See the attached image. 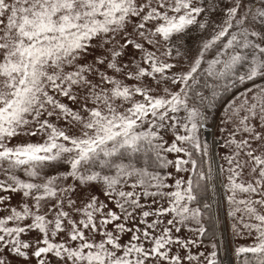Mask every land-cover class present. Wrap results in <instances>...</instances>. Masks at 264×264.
<instances>
[{
	"label": "snow or ice",
	"instance_id": "6c2138e0",
	"mask_svg": "<svg viewBox=\"0 0 264 264\" xmlns=\"http://www.w3.org/2000/svg\"><path fill=\"white\" fill-rule=\"evenodd\" d=\"M214 197L264 264V0H0V264H225Z\"/></svg>",
	"mask_w": 264,
	"mask_h": 264
},
{
	"label": "rangeland",
	"instance_id": "374dc122",
	"mask_svg": "<svg viewBox=\"0 0 264 264\" xmlns=\"http://www.w3.org/2000/svg\"><path fill=\"white\" fill-rule=\"evenodd\" d=\"M191 44V46L193 48L196 47V43L195 41H190L189 42ZM210 58V57H209ZM206 67V65H205ZM220 124V120H219V123L218 125ZM205 126H209L210 129H212V133H213V142H214V145L210 144V143H207L206 139H205V136H204V128ZM215 128L214 127H211V125L209 124H204V126L202 128H200L199 130V134H200V140L202 143H207L208 146H209V149H210V154H215V157L216 159L218 160V163H224V161L222 160V157H224L228 150L226 148H223L221 147V145H223L224 143V137L223 135L220 133L219 129L217 128V136L221 139V141H219L217 138H216V133H215ZM169 158H172L171 156ZM225 167H227V165L225 164ZM206 169H207V165H206ZM169 172H175L174 169L170 168L168 169ZM189 176H191V172H187V173H179V174H176V178H185L187 179ZM174 181L172 180H169V183H173ZM217 199V197H214ZM223 205V216H224V209L225 211L227 210V206H226V202L222 204ZM231 221V225H229V234L226 230V225H225V222H224V218H220V222H221V229H222V235H223V238H222V242H223V248H222V255H220V258L223 259L225 261V255H224V249L225 247L228 249L229 251V255L232 257V263L234 264V260H235V256L232 255V252L233 250L236 248V247H239V246H247L248 244L251 243V240L248 239V238H245V236H236V237H233V234H232V223L233 221L230 219ZM224 235H225V239H224ZM228 237H229V240H230V243L228 241ZM194 238V237H193ZM224 240H226V246H225V243H224ZM218 246L220 247V242H218ZM204 252L206 255L209 254L211 251H212V248L210 247V243H206L203 241V244L200 245L198 248H193L192 249V252L193 253H196V252Z\"/></svg>",
	"mask_w": 264,
	"mask_h": 264
},
{
	"label": "trees",
	"instance_id": "16d2710c",
	"mask_svg": "<svg viewBox=\"0 0 264 264\" xmlns=\"http://www.w3.org/2000/svg\"><path fill=\"white\" fill-rule=\"evenodd\" d=\"M201 81L203 82V78H201ZM211 78H209V83H211ZM205 94L207 95L208 94V91L205 89L204 90ZM220 101H217V107L215 109H213L212 111H209L208 112V118L207 120L205 121V124H209V125H212V123L214 122L215 118L217 117V115L220 113L219 117H218V120L216 122V126H215V133H216V138L221 141V139L217 136V126H218V123H219V120H220V116L222 115V112L220 107ZM204 167V170L206 171V165L203 166ZM191 176L193 178H195L194 176V173H191ZM226 206H227V210H226V214H225V224H226V230L229 234V225H231V221H230V218L228 217L227 215V212H228V205L226 203ZM205 227L208 228L210 231L215 229L216 230V236H217V243H218V240H220V249L222 251V248H223V242H222V229H221V222H220V218L218 215H214V212H213V221L212 222H208V221H205ZM203 241L206 242V243H210L211 244V241L205 237L203 238ZM228 241L230 243V240H229V237H228ZM223 253V251H222ZM221 253V254H222ZM244 257V254H241L239 259L242 260ZM234 264H237V258L235 257V260H234Z\"/></svg>",
	"mask_w": 264,
	"mask_h": 264
},
{
	"label": "bare ground",
	"instance_id": "6f19581e",
	"mask_svg": "<svg viewBox=\"0 0 264 264\" xmlns=\"http://www.w3.org/2000/svg\"><path fill=\"white\" fill-rule=\"evenodd\" d=\"M204 136H205V139H206L207 143H210V144L214 145L212 129H210L209 126H205V128H204ZM213 155L215 156V154H213ZM216 162H217V159H216ZM228 261L232 262V257L230 255L228 256V259L225 260V264H227Z\"/></svg>",
	"mask_w": 264,
	"mask_h": 264
},
{
	"label": "water",
	"instance_id": "95a60500",
	"mask_svg": "<svg viewBox=\"0 0 264 264\" xmlns=\"http://www.w3.org/2000/svg\"><path fill=\"white\" fill-rule=\"evenodd\" d=\"M214 123H215V122H214ZM219 199H220V197H219ZM218 209H219V212H220V214H221L222 205H221V206H218ZM221 216H222V214H221ZM224 239H225V235H224ZM226 259H228V256H226Z\"/></svg>",
	"mask_w": 264,
	"mask_h": 264
}]
</instances>
